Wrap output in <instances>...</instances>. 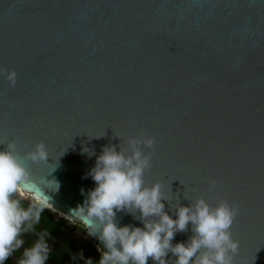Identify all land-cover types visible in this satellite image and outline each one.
<instances>
[{
	"label": "water",
	"instance_id": "1",
	"mask_svg": "<svg viewBox=\"0 0 264 264\" xmlns=\"http://www.w3.org/2000/svg\"><path fill=\"white\" fill-rule=\"evenodd\" d=\"M0 70L17 74L13 87L0 72V151L44 142L47 162L22 161V190L46 210L90 230L73 211L102 149L130 155L129 138L154 136L144 181L162 184L165 211L238 203L234 264H264V0H0ZM138 217L116 222L143 228Z\"/></svg>",
	"mask_w": 264,
	"mask_h": 264
},
{
	"label": "clouds",
	"instance_id": "2",
	"mask_svg": "<svg viewBox=\"0 0 264 264\" xmlns=\"http://www.w3.org/2000/svg\"><path fill=\"white\" fill-rule=\"evenodd\" d=\"M0 72L14 87L15 70ZM156 143L154 136L142 134L129 138L130 155L121 149L117 151V145L106 146L88 174L96 187L88 193L85 204L73 212L88 220L90 230L85 228L88 234L104 245L106 251L101 253L99 264H148L149 258L154 264H170L165 259L169 252L176 257L174 264H234L239 242L233 240L231 227L239 213V204L222 201L212 207L200 198L189 206L177 204L176 219H173L162 202L168 201L162 192V184L156 182L151 187L145 186L144 175L152 168ZM142 147L151 151L144 152ZM48 159L42 141L23 157L16 154L15 142L0 151V264H5L21 248L23 253L18 264H46L49 259L51 249L46 240L49 237L47 231L40 232L31 247H23V236L33 232L40 223L49 201L29 197L22 190L31 182L22 161L41 163ZM48 182L52 181L45 180ZM209 184V191L218 187L215 180ZM25 199L32 201L27 208L21 203ZM122 211L133 215L139 212L138 219L143 228L118 226L116 214ZM189 224L193 235L186 243L173 245L175 235L188 231ZM86 264L93 262L88 259Z\"/></svg>",
	"mask_w": 264,
	"mask_h": 264
},
{
	"label": "flooded vegetation",
	"instance_id": "3",
	"mask_svg": "<svg viewBox=\"0 0 264 264\" xmlns=\"http://www.w3.org/2000/svg\"><path fill=\"white\" fill-rule=\"evenodd\" d=\"M29 197L32 196L29 195ZM14 198L19 199V196ZM31 202L30 199L21 201L24 208L29 207ZM42 231L49 233L46 240L51 249L46 264H86L88 259H91L93 264H99L102 252L98 250L91 236L80 224L73 223L63 215L45 209L34 231L23 236L25 240L23 247H31ZM22 253L23 248L9 257L5 264H18Z\"/></svg>",
	"mask_w": 264,
	"mask_h": 264
},
{
	"label": "bare ground",
	"instance_id": "4",
	"mask_svg": "<svg viewBox=\"0 0 264 264\" xmlns=\"http://www.w3.org/2000/svg\"><path fill=\"white\" fill-rule=\"evenodd\" d=\"M48 207V206H47ZM51 211H53L52 209H50ZM56 213H58V212H56ZM58 214H60V213H58Z\"/></svg>",
	"mask_w": 264,
	"mask_h": 264
}]
</instances>
